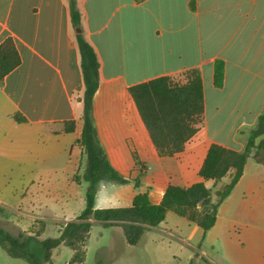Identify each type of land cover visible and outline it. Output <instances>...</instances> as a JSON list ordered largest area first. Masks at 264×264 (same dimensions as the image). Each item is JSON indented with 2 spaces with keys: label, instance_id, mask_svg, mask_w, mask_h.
Returning <instances> with one entry per match:
<instances>
[{
  "label": "crops",
  "instance_id": "0c3cea01",
  "mask_svg": "<svg viewBox=\"0 0 264 264\" xmlns=\"http://www.w3.org/2000/svg\"><path fill=\"white\" fill-rule=\"evenodd\" d=\"M75 1L83 33L101 65L93 122L110 164L124 179L140 186L136 174L144 178L152 172L157 197L148 194L159 204L169 184L189 187L203 181L200 170L212 144L236 152L246 149L264 111V0ZM70 3L0 0V45L12 38L21 58L0 84V177L13 165V148L23 143L33 157L16 173L14 187L22 197L30 191L39 196L35 184L50 181L53 166H64L61 177L70 189L78 186L68 171L78 172L84 157L78 140L85 85ZM217 60L225 63L221 88L214 80ZM192 68H199L203 77L205 125L185 152L160 157L129 89ZM70 121L76 122V131L67 133L65 122ZM263 142L264 135L255 139L243 176L205 235L226 249L241 247L251 254L252 264H264V159H256ZM232 174L205 185L220 191ZM143 192L131 188L124 203L98 205L97 189L95 208L129 207ZM16 213L23 214L20 207ZM200 231L193 224L190 238Z\"/></svg>",
  "mask_w": 264,
  "mask_h": 264
},
{
  "label": "trees",
  "instance_id": "16d2710c",
  "mask_svg": "<svg viewBox=\"0 0 264 264\" xmlns=\"http://www.w3.org/2000/svg\"><path fill=\"white\" fill-rule=\"evenodd\" d=\"M71 18L81 55L85 93L80 101L84 104V127L78 144L86 157V172L83 177L88 183L86 208L76 220L58 230L57 238L42 239L46 224L38 221L39 230L32 226L30 232L15 236L0 225V247L14 259L27 260L30 264H55L53 252L66 245L73 255V264L82 263L85 252L82 247L90 237L94 223L104 227H123L127 243L137 245L151 228L162 224L169 213L197 225L205 236L216 224L220 205L230 195L244 174L246 162L254 148L256 138L264 135V111L250 141L243 152H236L220 144H212L200 170L203 181L189 187L169 184L162 201L153 204L148 193H139L129 207L96 209L97 187L104 180L127 183L110 164L99 141L93 122V100L100 84V61L96 50L87 40L82 28V14L75 0L70 3ZM21 64L14 40L7 38L0 45V84L4 78ZM225 63H215V85L224 84ZM130 96L148 132L152 144L160 157H174L185 152L187 145L205 125V96L201 70L192 68L178 75L162 76L135 85L129 89ZM18 122L25 118L16 116ZM64 131H76V122H65ZM256 159H264V142L258 147ZM231 172V182L222 191L213 192L205 181L220 183ZM76 182L81 183L79 175ZM0 206V216L5 214ZM35 225V224H34ZM34 227V228H33Z\"/></svg>",
  "mask_w": 264,
  "mask_h": 264
},
{
  "label": "rangeland",
  "instance_id": "374dc122",
  "mask_svg": "<svg viewBox=\"0 0 264 264\" xmlns=\"http://www.w3.org/2000/svg\"><path fill=\"white\" fill-rule=\"evenodd\" d=\"M12 156V167L0 177V201L7 203L2 206L6 213L0 216V225L17 236L22 232H30L32 226L36 228L35 231L39 230L40 225L36 224L38 221H35L34 217H41L45 218L46 224V230L41 238H57L58 229L66 226L71 218L76 220L86 208L84 203L89 186L83 179L86 172V157L80 159L78 172L72 174L71 168L68 171L71 182L78 185L76 189H70L68 183L62 180L64 166L59 165L51 169L50 181L35 184L39 196L30 191L22 197L14 187L17 183L16 173L20 172L21 166L24 167L33 156L23 143L13 148ZM76 175L81 178L80 184L75 180ZM153 178L155 177L152 172L144 178L136 174V179L141 182L140 186L129 180L124 184L106 180L104 183L106 186L97 187L100 195L98 205L103 203L118 205L119 201L124 203L126 190L135 187L141 188L143 193H151V197L156 194L153 196L155 199L157 193L154 181L157 179L152 181ZM220 188L222 191L225 187L221 185ZM56 200L59 204L55 203ZM19 207L23 214L16 213ZM192 229L193 224L189 221L170 213L164 224L150 229L137 245L130 246L123 227H104L94 223L90 237L81 249L85 252V259L79 264H252L251 254L241 250V247L226 249L223 242L219 244L213 239L206 240L201 231L190 238ZM73 255L69 247L62 245L53 252V262L73 264ZM0 264L30 263L27 260L11 258L0 247Z\"/></svg>",
  "mask_w": 264,
  "mask_h": 264
},
{
  "label": "water",
  "instance_id": "95a60500",
  "mask_svg": "<svg viewBox=\"0 0 264 264\" xmlns=\"http://www.w3.org/2000/svg\"><path fill=\"white\" fill-rule=\"evenodd\" d=\"M77 32H78V33L81 32V29H77Z\"/></svg>",
  "mask_w": 264,
  "mask_h": 264
}]
</instances>
